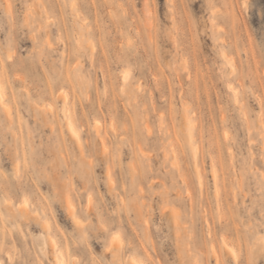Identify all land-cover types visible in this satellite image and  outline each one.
Instances as JSON below:
<instances>
[{"label": "rangeland", "instance_id": "374dc122", "mask_svg": "<svg viewBox=\"0 0 264 264\" xmlns=\"http://www.w3.org/2000/svg\"><path fill=\"white\" fill-rule=\"evenodd\" d=\"M0 89V264H264V0H0Z\"/></svg>", "mask_w": 264, "mask_h": 264}, {"label": "bare ground", "instance_id": "6f19581e", "mask_svg": "<svg viewBox=\"0 0 264 264\" xmlns=\"http://www.w3.org/2000/svg\"><path fill=\"white\" fill-rule=\"evenodd\" d=\"M0 104L4 107L5 111H7V113H9V109L7 108V106H6V104H5V101H4V94H3V92H2L1 89H0ZM68 128H69V130H70V132H71L72 134L77 135V133H75V132H77V131H75V129L73 128V126H72L71 123L68 125ZM73 218H74V220H75V217H73ZM77 222H78V221H77ZM233 248H234V247H233ZM229 250H230V249H229ZM230 252L232 253L233 251L230 250ZM233 254L235 255V252H234ZM233 254H232V255H233Z\"/></svg>", "mask_w": 264, "mask_h": 264}]
</instances>
